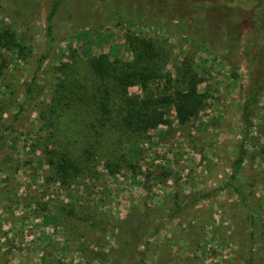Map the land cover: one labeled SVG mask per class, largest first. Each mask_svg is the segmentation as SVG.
<instances>
[{
  "label": "rangeland",
  "instance_id": "1",
  "mask_svg": "<svg viewBox=\"0 0 264 264\" xmlns=\"http://www.w3.org/2000/svg\"><path fill=\"white\" fill-rule=\"evenodd\" d=\"M3 1L0 133L12 126L0 142V264H102L100 252L116 246L119 219L153 208L159 220L177 198L199 190L209 197L149 236L146 264H264V89L244 140L240 117L251 80L247 52L261 37L246 27L244 41L234 49L225 41L224 51L178 30L168 9L125 23L108 18L106 1L63 0L48 41L49 0ZM143 41L153 52L142 58ZM102 55L122 70L150 74L144 87L130 77L126 92L150 100L159 116L130 132L125 167L100 159L70 177L47 153L56 144L79 150L92 130L86 109L57 99L70 82L93 87L90 59ZM179 90L190 97L183 119ZM241 142L234 185L242 201L226 185Z\"/></svg>",
  "mask_w": 264,
  "mask_h": 264
},
{
  "label": "trees",
  "instance_id": "2",
  "mask_svg": "<svg viewBox=\"0 0 264 264\" xmlns=\"http://www.w3.org/2000/svg\"><path fill=\"white\" fill-rule=\"evenodd\" d=\"M109 3L108 18L125 22L126 20H144L150 11L168 9L172 12L174 23L178 30L183 33L196 35L201 44L216 46L220 45L224 51L225 41L233 49L243 42L247 34L246 27L251 32H256L262 39L257 48L247 52L249 74L251 80L247 86V92L241 103V121L243 129V140L250 134L252 116L254 115L259 95L264 89V0H209L202 10H198L196 0H101ZM7 4L13 9L11 2ZM63 4V0H49L45 13L46 38L52 41L53 32L56 28L55 18ZM0 7L5 8L4 1L0 0ZM11 9V10H12ZM247 12L245 15L243 13ZM130 22V21H129ZM132 22V21H131ZM126 23V22H125ZM245 28V29H244ZM208 33L212 42H207L203 34ZM150 42H141L139 56H150L153 52ZM45 56H41L38 68L41 67ZM91 73L94 74L93 87L86 83L70 82L62 87L63 95L57 99H68V103L77 109L84 108L89 112L88 125L92 132L86 133L83 146L79 150L72 148L54 147L47 153L49 163H60L70 170L68 176L88 166L93 161L104 160L105 166L125 167L127 154L124 152V144L132 130L143 129L148 123L159 116L156 107L148 99L130 97L127 95L129 78L143 87L146 85L149 73L135 72L134 70H122L118 65H112L105 56L90 59ZM73 84V85H72ZM179 90L176 98L181 97L179 107L180 119L185 116L184 111L190 103L189 94ZM172 100V98H171ZM185 105V106H184ZM17 116V115H16ZM15 116V118H17ZM47 121L48 127H52L53 133L58 127L57 118L50 115ZM12 123L5 126L4 132L11 128ZM0 133V142L5 135ZM108 132H112L109 139ZM109 140V142L107 141ZM108 142V143H104ZM111 144V147H110ZM123 145V147L121 146ZM115 146V147H114ZM244 143L239 145V153L232 161L230 180L227 186L239 196L242 201L243 192L239 186L234 185V180L240 171L243 162ZM112 147H114L112 149ZM118 147L117 151H113ZM111 162V163H109ZM112 173H114L111 170ZM208 191H196L188 196L177 198L175 208L161 215L156 220L157 209H135L127 214L126 219H119L115 225L114 237L116 246L107 251L100 252L102 264H123L124 257L129 259L128 264H146V254L149 245V236L157 232L165 222L181 211L196 206L201 200L209 197Z\"/></svg>",
  "mask_w": 264,
  "mask_h": 264
},
{
  "label": "crops",
  "instance_id": "3",
  "mask_svg": "<svg viewBox=\"0 0 264 264\" xmlns=\"http://www.w3.org/2000/svg\"><path fill=\"white\" fill-rule=\"evenodd\" d=\"M41 261H46L45 258H39Z\"/></svg>",
  "mask_w": 264,
  "mask_h": 264
}]
</instances>
